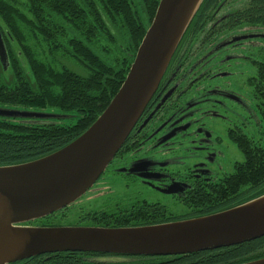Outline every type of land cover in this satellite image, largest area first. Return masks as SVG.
<instances>
[{"label": "trees", "instance_id": "obj_1", "mask_svg": "<svg viewBox=\"0 0 264 264\" xmlns=\"http://www.w3.org/2000/svg\"><path fill=\"white\" fill-rule=\"evenodd\" d=\"M220 1L204 0L185 35L195 20L211 13ZM25 2L21 7L19 0H0V24L11 60L10 76L0 79V109L55 112L73 123L0 117V167L25 164L56 153L95 123L125 81L160 4V0H138L137 6L132 0ZM251 7L249 12L256 15L258 25L264 26V0H252ZM261 96L264 123V91ZM240 149L244 162L232 180L236 191L223 196V203H213L215 210L178 219L169 218L152 206H131L126 210L91 212L77 226L83 222L87 224L83 226L101 228L154 226L210 216L255 200L264 195V143L255 147L246 144ZM60 217L61 211L28 225L61 227ZM253 245L161 264H242L264 258L251 256L257 248ZM70 254L81 258L79 264H90L83 261L86 255L105 256ZM49 264L77 262L56 257Z\"/></svg>", "mask_w": 264, "mask_h": 264}, {"label": "flooded vegetation", "instance_id": "obj_2", "mask_svg": "<svg viewBox=\"0 0 264 264\" xmlns=\"http://www.w3.org/2000/svg\"><path fill=\"white\" fill-rule=\"evenodd\" d=\"M251 4L252 0H221L211 13L195 20L123 149L91 189L94 196L111 195L117 200L105 211L148 205L169 218L185 219L215 210L217 201L223 203V196L236 191L232 180L244 162V157L240 161V147L264 143L260 102L264 91V26L249 12ZM0 32L7 50L1 24ZM10 70V58L4 62L0 58V79L9 77ZM119 179L128 181L132 191L127 184L116 195ZM68 209L61 211V217ZM246 244L257 245L251 256L264 255V237L206 252L234 250ZM103 255H86L83 261L161 264L190 256ZM56 257L77 264L81 261L70 253L27 260L49 264Z\"/></svg>", "mask_w": 264, "mask_h": 264}, {"label": "water", "instance_id": "obj_3", "mask_svg": "<svg viewBox=\"0 0 264 264\" xmlns=\"http://www.w3.org/2000/svg\"><path fill=\"white\" fill-rule=\"evenodd\" d=\"M204 0H160L120 90L75 141L39 160L0 167V264L57 253L166 257L213 251L264 237V195L197 219L134 228L28 225L89 192L124 146L155 95ZM0 58L8 61L0 32ZM0 117L61 120V115L0 109ZM16 246L8 251V244ZM244 264H264V258Z\"/></svg>", "mask_w": 264, "mask_h": 264}, {"label": "rangeland", "instance_id": "obj_4", "mask_svg": "<svg viewBox=\"0 0 264 264\" xmlns=\"http://www.w3.org/2000/svg\"><path fill=\"white\" fill-rule=\"evenodd\" d=\"M20 6L23 7L22 4H25V0H19ZM132 2L137 6L138 0H132ZM79 71V70H78ZM48 114H55L59 115L55 112H46ZM65 123H73L72 120H64ZM240 161H243V156L240 154ZM128 184L130 190L134 188L128 181H125L123 179H119V183H117V187L115 190V194L118 195L124 191L125 186ZM106 187V186H105ZM114 202H117L115 197H111V195L106 196H94V194L91 192H87L82 198H80L77 202H75L71 209H69L65 215L61 217V222L64 226H74L80 223L83 219V217L87 216V214L91 212L101 211L106 209L107 207L109 209L112 208ZM107 208V209H108ZM105 211V210H104Z\"/></svg>", "mask_w": 264, "mask_h": 264}, {"label": "bare ground", "instance_id": "obj_5", "mask_svg": "<svg viewBox=\"0 0 264 264\" xmlns=\"http://www.w3.org/2000/svg\"><path fill=\"white\" fill-rule=\"evenodd\" d=\"M16 244H17L16 239L12 238L8 244V251L11 252V250L16 246Z\"/></svg>", "mask_w": 264, "mask_h": 264}]
</instances>
